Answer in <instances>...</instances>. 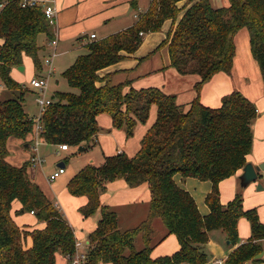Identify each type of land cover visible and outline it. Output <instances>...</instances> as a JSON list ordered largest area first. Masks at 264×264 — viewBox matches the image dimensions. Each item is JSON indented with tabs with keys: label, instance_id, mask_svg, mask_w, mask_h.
I'll use <instances>...</instances> for the list:
<instances>
[{
	"label": "trees",
	"instance_id": "1",
	"mask_svg": "<svg viewBox=\"0 0 264 264\" xmlns=\"http://www.w3.org/2000/svg\"><path fill=\"white\" fill-rule=\"evenodd\" d=\"M22 2L0 0L4 3L0 11V37L4 39L0 45V78L6 90L14 94L0 99V264H56L57 254L66 257L75 253L74 229L31 179L30 162L15 166L7 160L8 139H25L35 131V119L24 106L28 90L12 77L11 70L22 65L24 55H28L41 72L38 37H55L44 6L24 7ZM229 2V6L214 7L210 0H151L134 25L92 39L85 45L86 53L63 72L70 90L56 91L42 115L39 138L46 143L87 147L101 131L97 117L102 113L110 115L114 127L124 129L130 137L138 124L147 122L151 106L158 107L156 120L135 155L119 152L107 156L101 165L83 167L68 183L71 194L88 197L80 209L84 216L101 211L89 235L85 264H202L208 261L203 246L209 232L222 229L231 244L237 245L241 217L250 221L252 234L229 254L226 264H259L263 260L256 258L264 251V224L257 209L245 210L240 194L224 206L219 191V183L247 163L257 108L239 91L224 96L218 108L200 100L205 83L219 72H231L235 35L244 27L249 30L251 50L264 81V0ZM137 4L138 0L132 1L133 7ZM169 19L174 28L161 45L169 46L171 66L181 74L200 76L195 84L197 96L189 106L178 104L174 95L157 87H130L126 91L128 83L112 84L108 76L101 77L102 69L135 53L143 35L160 31ZM103 80L106 84L99 85ZM176 174L213 183L206 197L209 215H201L190 192L175 182ZM121 178L131 187L147 183L151 193L149 216L127 230L119 229L117 213L102 205L100 199L108 183ZM17 199L23 204L20 213L34 210L46 223L43 229L29 232L33 245L28 249L22 244L23 231L11 215L12 203ZM155 218L179 238L181 248L176 253L151 256L150 234ZM139 234L145 238V245L137 250L135 240Z\"/></svg>",
	"mask_w": 264,
	"mask_h": 264
},
{
	"label": "crops",
	"instance_id": "2",
	"mask_svg": "<svg viewBox=\"0 0 264 264\" xmlns=\"http://www.w3.org/2000/svg\"><path fill=\"white\" fill-rule=\"evenodd\" d=\"M39 1L53 5L57 10L56 22L52 26L54 35L57 38V44L55 46L51 45V39L46 34L45 43H39L41 46L39 52L42 62L41 72H37L33 58L28 55H24L22 65L15 66L11 70L12 77L17 82L31 87L30 89L26 88L32 93L37 90L30 83L33 78H46L49 81V78L56 76V59L59 56L70 55L77 48L80 49L81 46L85 48V45L91 41V34H96L95 39H102L131 27L136 23L139 15L148 10L151 3V0H138L137 8H135L132 6L133 0ZM210 1L214 7L229 6L230 4L229 0ZM183 3L184 1H181L180 4L182 5ZM172 26H174L173 21L169 19L164 23L160 31L144 34L142 43L137 51L127 55L121 61L102 69L100 71L101 77L108 76L112 84L128 83L125 87L126 91L130 87L136 89L157 87L166 94L174 95L178 104L189 106L197 96L195 84L199 81L200 76L194 73L181 74L175 67L171 66L169 46L168 44H161L172 30ZM3 42L4 39L0 37V45ZM235 47V57L231 72L229 74L219 72L205 83L200 91V100L208 107L218 108L222 105L224 96L239 91L255 104L258 114L253 123V148L247 155V162L257 166L264 164V81L259 63L253 56L250 34L246 27L241 28L236 33ZM46 50L52 54L45 56ZM54 53L56 54L55 56H53ZM47 58L52 59L51 65H47L49 76L43 75V63H45ZM75 58L76 56L69 58L70 60H67L66 66L69 67ZM50 69L53 70L52 73H49ZM98 84L104 85L106 80L100 81ZM5 94H7V90L0 78V99H3ZM157 111V105H152L147 122L138 124L134 134L130 137L127 136L124 129L114 127L110 115L106 113L100 114L97 120L101 131L91 141V144H93L91 154L87 156L88 160L81 161L79 169L74 166V163L69 164L63 161V157L53 161L49 176H42L41 170L39 173L36 172V162L29 167L30 176L41 187L55 207L64 214L67 222L74 229L77 240L79 238L86 243H90L89 235L96 228L101 218V211L98 210L91 216H84L80 209L87 204L88 197L71 194L68 190L69 181L86 165H101L107 156H112L119 152L126 153L129 156L135 155L141 147L143 137L155 122ZM31 116L34 117L36 115ZM40 142L46 144L44 141L40 140ZM34 144V135H29L25 139L10 137L7 141L9 150L8 162L15 166L23 165L26 160L24 159V161L22 158L12 155L11 151L18 150L20 146L30 148ZM56 146L59 149L58 153L70 149L61 150L59 145ZM85 150H87V147H85ZM94 151L99 153L93 154ZM20 152L27 160L35 156V152H33L32 157L31 153ZM38 156L45 160L42 154L38 153ZM69 160H78V158L70 157ZM59 167H65V172L57 179L51 181L49 179L50 175ZM242 170L243 168L219 183L221 203L226 206L240 194L243 198L244 209L256 208L259 218L264 224V170L262 169L259 172L257 182H253L245 188L241 186L240 181ZM174 179L181 188L190 192L201 215H209L210 208L207 205L206 197L211 192L213 183L209 180H199L193 177L184 178L181 174H176ZM259 183L263 186L261 190L257 188ZM100 199L102 205L109 206L117 213L119 229L121 230L135 228L149 216L151 193L147 183L131 187L124 179H116L108 183L106 190L101 193ZM21 209L22 203L15 200L12 204V216L20 227H25L28 231H32L33 229H43L46 226L44 222L38 221L29 212L20 213ZM238 233L239 242L237 245H232L224 230L214 229L210 231L209 240L203 246L204 251L208 255V261L215 258L227 259L229 254L239 244L246 242L251 237V223L246 217L239 219ZM150 241L152 244L151 256L153 258L172 255L181 248L177 235L169 233L160 218H155L152 222ZM24 243L26 249L32 247L33 239L30 235L27 236ZM144 245L145 238L142 234H139L135 240V249L140 250ZM260 258H263V260L259 264H264V251ZM58 260L61 264L62 260H64L65 264H68L60 253L57 254L56 264H58Z\"/></svg>",
	"mask_w": 264,
	"mask_h": 264
},
{
	"label": "rangeland",
	"instance_id": "3",
	"mask_svg": "<svg viewBox=\"0 0 264 264\" xmlns=\"http://www.w3.org/2000/svg\"><path fill=\"white\" fill-rule=\"evenodd\" d=\"M172 20V19H170ZM167 21V20H166ZM165 21V22H166ZM164 25V24H163ZM163 27V26H162ZM174 28V26H172ZM45 40H46V36L45 34H40V36L38 37V42L40 44H44L45 43ZM80 46V45H78ZM83 54V53H86V48L82 47L80 49H76L74 50L70 55H66V56H59L56 61H57V71H56V76H52L51 78H49V81H48V87H47V90H46V94L45 93H42V91H34L35 93H32L31 91H27L26 95H25V102H24V106H25V109H26V112L30 113L31 115H38L40 113V107L38 105V102H37V99L41 96H49L51 97L56 91H62V92H65V91H68L70 90V87L67 83V81L65 80V78L63 77V72L68 68L66 66V62L67 60H70L69 58H72L74 56H79L80 54ZM52 53L48 52V50H46L45 52V56H49L51 55ZM75 58V60H76ZM73 60V63L74 61ZM70 66V65H69ZM67 67V68H66ZM48 66L46 63H43V75H48ZM38 74V73H37ZM49 76V75H48ZM26 87H28L29 89L31 87H29L28 85L25 84ZM14 96L13 93L11 92H8L7 91V94L4 95V98H9V97H12ZM186 108V107H185ZM35 132V131H34ZM30 135H34V143L36 142L35 141V138H36V134L33 133V134H30ZM37 145L38 149H39V153L42 154L45 158V162L42 163V164H39L38 162H36V172L39 173V171L41 170L42 172V176L46 175V176H49V172L51 170V167L53 166V161L54 160H58L59 158H62L63 161L65 162H68L69 164H73L74 163V166L79 169L78 167L80 166V163L81 161H85V160H88L87 156H89L91 154V149L93 148L91 144V142L87 145V150H85V148L83 150H79V148L81 146H70V149L68 151H60L58 153V147L56 145H53V144H49V143H46V144H43L41 143L40 141H38V144H34L33 147H30V148H26V147H18V150H12L11 151V154L18 157V158H22L25 162H27V158L26 157H23L21 155L22 152L19 153V151H23V152H26V153H31V157L33 156V152L34 151V147ZM85 147V146H84ZM96 150V149H95ZM95 153H99V152H93V154ZM34 157V156H33ZM33 157L28 161L30 162L29 163V166H28V173H29V167H31L32 164H34L35 162H33ZM70 157H74V158H78V160H69ZM80 158V159H79ZM22 160V161H23ZM24 162V163H25ZM34 166V165H33ZM32 166V167H33ZM242 169V168H240ZM239 169V170H240ZM238 170V171H239ZM30 175V174H29ZM31 177V176H30ZM32 179V177H31ZM17 201H19L20 203H22L20 200L17 199ZM13 204V203H12ZM23 206V204H22ZM32 210L28 211L31 215L35 216L37 218L38 221L40 222H43L41 220H39L38 216H37V212H35L34 214L31 213ZM11 215H12V206H11ZM13 217V216H12ZM261 221V220H260ZM45 223V222H44ZM46 224V223H45ZM20 227V226H19ZM21 230L23 231V234H22V244L24 246V241H26L27 239V236H31L32 238V235L29 234V232H31L30 230L28 231L25 227H20ZM87 229V228H86ZM88 230V229H87ZM26 233V234H25ZM33 239V238H32ZM79 241H82V242H85L83 240H80L78 238ZM65 259V261L67 262V259L64 255H62ZM64 263V260H62V264ZM58 264H61V262H59L58 260ZM65 264V263H64Z\"/></svg>",
	"mask_w": 264,
	"mask_h": 264
},
{
	"label": "built area",
	"instance_id": "4",
	"mask_svg": "<svg viewBox=\"0 0 264 264\" xmlns=\"http://www.w3.org/2000/svg\"><path fill=\"white\" fill-rule=\"evenodd\" d=\"M42 4L44 6V10H45V14L46 17L49 21V23L53 26L56 22V14H57V10L53 5L50 4H44L42 2H40L39 0H23L22 2V6L26 7V6H38ZM4 7V3H0V11L1 9ZM96 38V34H91L90 35V39H95ZM50 44L55 46L57 44V38L54 37L53 39L50 40ZM56 54L54 53L53 56H55ZM45 63L47 65H51L52 63V59L47 58L45 60ZM53 70L50 69L49 73H52ZM31 85L36 88L38 91H42V93H47V87H48V80L46 78H38L35 77L31 80ZM38 105L40 107V113L36 116H34L35 119V134H36V138H35V144H38V141H40L39 135L40 132L43 129L42 126V115L45 112L47 106L52 102L51 97L49 96H41L37 99ZM70 147L67 144H62L60 145V149L61 150H68ZM34 151H35V156L33 157V162H38V163H43L45 160H43L40 156H38L39 150L37 145L34 147ZM65 172V167H59L56 171H54L49 179L51 181L57 179L61 174H63ZM32 214L35 213L34 210L31 211ZM90 248V243L89 242H82L77 240L76 241V251L74 254L72 255H67L66 259L68 264H85L87 261V257H88V251ZM183 264H189V263H183ZM202 264H226V258H215L212 259L210 261H206Z\"/></svg>",
	"mask_w": 264,
	"mask_h": 264
},
{
	"label": "water",
	"instance_id": "5",
	"mask_svg": "<svg viewBox=\"0 0 264 264\" xmlns=\"http://www.w3.org/2000/svg\"><path fill=\"white\" fill-rule=\"evenodd\" d=\"M84 148H85L84 146H81L79 150H83ZM262 169L264 170V164L255 166L253 163L247 162L245 166L243 167L242 173L240 175L241 186L245 188L249 184L253 182H257L259 179V172ZM257 188L261 190L263 189V186L259 183ZM262 255H263V252L256 255V258H260Z\"/></svg>",
	"mask_w": 264,
	"mask_h": 264
}]
</instances>
